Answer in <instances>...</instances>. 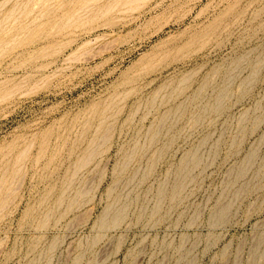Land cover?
<instances>
[{
  "label": "rangeland",
  "instance_id": "1",
  "mask_svg": "<svg viewBox=\"0 0 264 264\" xmlns=\"http://www.w3.org/2000/svg\"><path fill=\"white\" fill-rule=\"evenodd\" d=\"M21 1L0 0L20 7L0 29V264H264V0H136L91 25L112 0ZM46 9L86 18L4 43ZM116 196L124 220L99 227Z\"/></svg>",
  "mask_w": 264,
  "mask_h": 264
},
{
  "label": "bare ground",
  "instance_id": "2",
  "mask_svg": "<svg viewBox=\"0 0 264 264\" xmlns=\"http://www.w3.org/2000/svg\"><path fill=\"white\" fill-rule=\"evenodd\" d=\"M21 1V0H20ZM52 1V0H51ZM89 1V0H88ZM92 1V0H91ZM109 1V0H108ZM138 1V0H137ZM136 0H112L111 1V3H110V1H109V5H106L105 7H104V5L103 6H101V8H96L94 11H93V13H95V15L93 14V15H88L87 16V21H89V23H90V25L92 24L90 21H94L95 19L97 20V18H99V17H106L107 15L106 14H108V13H110V12H119V11H128V10H131V8H129L132 4H134L135 2H137ZM18 2V1H17ZM25 2V1H24ZM27 2H29V0L27 1ZM34 2L35 1H33V3L32 4H34ZM46 2V1H45ZM98 2V1H97ZM1 3V2H0ZM3 3V2H2ZM19 3V2H18ZM21 3H22V1H21ZM21 3L19 4V6L21 5ZM87 3V2H86ZM88 4V3H87ZM1 5V4H0ZM16 5V4H15ZM86 5V4H85ZM97 5V4H96ZM102 5V4H101ZM5 6V5H4ZM25 7H24V11L23 12H25V14H30L31 13V10H29L27 7H26V3H25V5H24ZM42 6V5H41ZM60 6V5H59ZM58 6V7H59ZM139 6V5H138ZM137 6V7H138ZM15 7V6H14ZM14 7H12V9L8 12V14H6L3 18H1L0 19V22L2 23V28H0L1 30H5V29H8L9 27H11V26H9L8 28H6L7 27V23L9 22V20L10 19H12V17H13V15H15L14 13L16 12V11H18L19 9H20V7L18 8V5H16V7L15 8H18V10L17 9H15ZM61 7H62V5H61ZM71 7V6H70ZM86 7V6H85ZM90 7V6H89ZM89 7L87 6V8L89 9ZM99 7V6H98ZM44 8V7H43ZM63 8H64V5H63ZM135 8V7H134ZM133 8V9H134ZM0 9H2V8H0ZM51 9V8H50ZM61 9V8H60ZM59 9V10H60ZM72 9V8H71ZM78 10L80 9V8H77ZM76 9V10H77ZM92 9V8H91ZM94 9V8H93ZM98 9V10H97ZM33 10H34V8H33ZM75 10V9H74ZM77 10V11H78ZM81 11H82V9H80ZM79 10V11H80ZM86 10V8H84V11ZM20 11H22V10H20ZM19 11V14L21 13ZM52 11H53V9H52ZM71 11V10H70ZM69 11V12H70ZM77 11L76 12H73L74 14L72 15L73 17L75 16V13L77 14ZM78 11V12H79ZM80 11V12H81ZM88 12L90 11H92V10H87ZM22 12V13H23ZM59 12V11H58ZM63 12V11H62ZM68 12V11H67ZM67 12H65V13H67ZM87 12V14H90V12L88 13ZM1 13V12H0ZM21 13V14H22ZM53 13V12H52ZM84 13V12H83ZM86 13V12H85ZM18 14V13H17ZM20 14V16H22ZM48 14H50V10H40V11H38L37 13H35V15H32V18L30 19L31 21H29L28 20V24L26 25V26H24V27H18V29L14 32V35H11V37H10V39L7 41V39H6V41H4V43H7V44H9V43H16L17 42V40H18V37H19V35L20 34H27V33H29V32H32L33 30H40V32H39V34H38V36H36V38L34 39V40H31L30 41V43L31 44H34V43H36V44H38V43H47V42H52V40L54 39V38H56V37H58V36H60V35H62V34H64V36H65V33H64V29L65 28H69V26H74V24H75V22H77L80 18H81V16L78 18V16L79 15H81L80 13L79 14H77L78 16H77V18L75 17V18H73L72 16H69L70 18H66L67 19V21H62L61 22V24H56V23H53V24H49V22L47 23L48 24V30H44V28H42V29H39V28H41V26L42 25H44L43 23H44V21H42V22H40L41 20H43V17H45L46 15H48ZM70 15H71V13H69ZM99 14V15H98ZM17 16V15H16ZM57 16V15H56ZM65 16V15H64ZM66 16H68V13H67V15ZM85 16V15H84ZM23 17V16H22ZM51 17V16H50ZM54 17H55V15H54ZM59 17V16H58ZM63 17V16H62ZM72 17V18H71ZM14 18H15V20H13V22H15V21H17L18 20V17L16 18L15 16H14ZM49 18V17H48ZM82 18H84V17H82ZM81 18V19H82ZM86 18V17H85ZM85 18H84V20H85ZM20 19V18H19ZM54 19V18H53ZM55 19H56V17H55ZM60 19H61V17H60ZM48 20V19H47ZM54 21V20H53ZM56 21H58V20H56ZM60 21V20H59ZM82 21H83V19H82ZM87 21H86V23H87ZM12 22V23H13ZM47 22V21H46ZM79 22V21H78ZM77 22V23H78ZM80 22H81V20H80ZM24 23V22H23ZM82 23V22H81ZM19 24H20V22H19ZM47 24L46 25H44L45 27L47 26ZM83 24V23H82ZM17 26V25H16ZM43 27V26H42ZM76 27H78V26H76ZM80 27V26H79ZM38 28V29H37ZM12 29V28H11ZM72 29H74V28H72ZM10 30V29H9ZM67 30V29H66ZM213 31V30H212ZM10 32H11V30H10ZM70 32V31H69ZM69 32H67V33H69ZM72 32V31H71ZM8 33V32H7ZM34 33V32H33ZM5 34V33H4ZM71 34V33H70ZM29 35V34H28ZM31 35V34H30ZM23 36V35H22ZM25 37V36H24ZM24 40L23 41H27L25 38H23ZM33 39V38H32ZM60 39V38H59ZM96 39V38H95ZM30 40V39H29ZM28 40V41H29ZM22 41V37H21V41L20 42H23ZM27 41V42H28ZM58 41H60V40H58ZM197 42V41H196ZM17 43H19V42H17ZM55 42H53V44H54ZM60 43H61V41H60ZM23 44H25V43H23ZM52 44V43H51ZM4 45H6V44H4ZM17 45V44H16ZM15 45V46H16ZM48 45V44H47ZM50 45V44H49ZM55 45L56 46H58L57 45V42L55 43ZM54 45V46H55ZM61 45H62V43H61ZM61 45H59L60 47H62ZM11 46V45H10ZM28 46V45H27ZM42 46V48H43V45H41ZM45 46H46V44H45ZM44 46V47H45ZM55 46V47H56ZM58 46V47H59ZM53 47V46H52ZM38 48H40V46L38 47ZM41 48V49H42ZM48 48H49V46H48ZM51 48V47H50ZM5 49V48H4ZM36 49V48H35ZM54 49V47L52 48V50ZM37 50V49H36ZM45 50H47V49H45ZM58 49H55V52L57 51ZM43 51V50H42ZM36 53L38 52V51H35ZM30 53V52H29ZM48 53V52H47ZM39 54H41V53H39ZM37 56V55H36ZM39 56V55H38ZM41 57V56H40ZM36 58V57H35ZM39 58V57H38ZM44 58V57H43ZM244 60V59H243ZM235 67V66H234ZM231 74V73H230ZM254 74V73H253ZM191 75V74H190ZM255 75V74H254ZM188 76V75H187ZM252 77H253V75H252ZM225 78V77H224ZM248 78V77H247ZM246 78V79H247ZM250 78V77H249ZM227 79V78H226ZM253 79H255V78H253ZM252 79V80H253ZM229 80H230V78H229ZM227 82H228V79L226 80ZM243 81V80H242ZM183 82V81H182ZM225 82V81H224ZM227 82H225V84L227 83ZM246 83H248V81L246 82ZM245 83V84H246ZM254 83V82H253ZM210 84V83H209ZM243 84V83H242ZM228 85V84H227ZM244 85V84H243ZM248 85H250V84H248ZM209 86V85H208ZM220 86V85H219ZM246 86V85H245ZM253 86V85H252ZM242 88H243V86H242ZM220 89V88H219ZM246 89V88H245ZM243 91V90H242ZM218 92H220V94L221 95H223V94H225L224 92H225V87L224 88H221L220 89V91H218ZM176 93V92H175ZM247 93V92H246ZM246 93H244V94H246ZM108 101V100H107ZM117 101V100H116ZM220 102V101H219ZM215 105H217V104H215ZM209 106V105H208ZM183 107V106H182ZM184 108V107H183ZM204 109V108H203ZM222 109V108H221ZM174 110V109H173ZM212 110H216V109H212ZM170 111V110H169ZM196 111V110H195ZM197 112V111H196ZM100 113V112H99ZM172 113V112H171ZM215 113V112H214ZM170 114V113H169ZM173 115V114H172ZM168 116V115H167ZM161 118V117H160ZM201 118V117H200ZM161 122V121H160ZM102 124H104V123H102ZM105 126V125H104ZM110 126V125H109ZM101 127V126H100ZM98 128V127H97ZM103 129V128H102ZM99 130V129H98ZM106 132V131H105ZM153 132V131H152ZM95 133V132H94ZM98 133H100V132H98ZM82 134V133H81ZM85 134V133H84ZM102 134V133H101ZM100 135V134H99ZM87 136V135H86ZM85 136V137H86ZM82 137V136H81ZM91 137V136H90ZM95 137V136H94ZM102 137V136H101ZM156 137V134H154L153 133V135H152V137H150L149 139H150V141H153L154 140V138ZM100 138V137H99ZM84 139V138H83ZM90 139V138H89ZM103 139V138H102ZM93 141H94V139H92ZM78 141H80V140H78ZM87 141V140H86ZM90 141V140H89ZM149 141V142H150ZM237 141V140H236ZM78 143V142H77ZM76 143V144H77ZM91 145H93V142L91 141ZM152 143V142H151ZM89 144V143H88ZM87 144V145H88ZM90 145V144H89ZM91 145L90 146H88V148L84 151V153H83V155H82V157L79 159V162L77 163L76 161H75V163H76V165L78 164V166H79V168H81L83 165H85V163L88 161V159H89V157L91 156H94V155H92V147H91ZM147 145V144H146ZM150 145V144H149ZM147 147V146H146ZM60 148V147H59ZM94 148V147H93ZM44 149V148H43ZM96 149V148H95ZM71 150H72V148H71ZM134 152H136V151H134ZM140 152V151H139ZM193 152H195V151H193ZM192 152V153H193ZM189 153V154H191V155H188L189 157H187L181 164H180V166L178 167V169H177V171L175 170V179H174V183H173V185H171L172 187H170L171 189H170V191L169 192H167V194H166V196L168 197V198H170L171 200L172 199H175V198H177V196L180 194V192H181V190H182V188H183V186H184V183H185V180L187 179V176L189 175L190 176V174H189V172H190V170L191 169H193V168H195L196 167V165L198 164V160H197V158H196V155H195V153H197V152H195V153ZM94 154V153H93ZM160 154V153H159ZM21 155H22V153H21ZM96 155H97V153H96ZM197 156L199 157V155L197 154ZM80 157V156H79ZM132 157H133V152L132 153H129L126 157H125V159L123 160L124 162L121 164V167H120V169H119V172H121L124 168H125V166H126V164L132 159ZM153 157V156H152ZM251 157H252V155L247 159V157H246V159H247V161H246V164L247 163H250L251 162ZM184 158V157H183ZM92 159V158H91ZM201 160V159H200ZM90 162V161H89ZM88 163V162H87ZM244 162H242V164H243ZM131 164V163H130ZM120 165V164H119ZM81 166V167H80ZM86 167V166H85ZM82 169V168H81ZM132 169V168H131ZM71 170V169H70ZM130 170V169H129ZM1 172H3V171H1ZM14 172V171H13ZM245 172V171H244ZM239 173H241V171L239 172ZM66 174V173H65ZM67 175V174H66ZM127 175V174H126ZM6 176V175H5ZM70 177V176H69ZM1 179V178H0ZM3 179H5V178H3ZM6 180V179H5ZM4 180V181H5ZM17 181V180H16ZM3 182V181H2ZM70 182V181H69ZM71 183V182H70ZM66 184V183H65ZM79 185V184H78ZM2 185H0V187H1ZM4 186V185H3ZM72 186V185H71ZM65 187V186H64ZM67 187H69L68 185H67ZM184 187H186V186H184ZM1 189V188H0ZM55 189V188H54ZM77 189V188H76ZM80 189V188H79ZM164 189V188H163ZM52 190H53V188H52ZM79 191V190H78ZM80 191H82V190H80ZM164 191H165V189H164ZM166 192V191H165ZM164 192V193H165ZM61 193H63V192H61ZM65 193V192H64ZM70 193H71V191H70ZM75 193V192H74ZM6 194V193H5ZM10 194V193H9ZM73 194V193H72ZM79 194H81V193H79ZM7 195V194H6ZM163 192H162V190L160 189V192H159V199H161L162 197H163ZM62 198H61V197ZM60 196H58V201H55V202H57V208H58V205L59 204H61V202H62V199H64V198H67V197H63L62 196V194H60ZM165 196V195H164ZM51 197V196H50ZM5 198V197H4ZM57 198V197H56ZM69 198V197H68ZM119 196H116L115 198H114V200H113V205L111 206L110 205V207L107 209V210H105V214H103V216H102V218H101V220L98 222V226L99 227H101V228H113V227H116V226H118V224L121 222V221H123L124 219V215H125V211H126V206L125 205H120V204H118V202H119ZM70 199V198H69ZM41 200H43V199H41ZM162 200V199H161ZM160 200V201H161ZM0 201H2V200H0ZM5 201V200H4ZM9 201V200H8ZM44 201V200H43ZM3 202V201H2ZM1 202V204L0 205H2L3 203ZM40 202H42V201H40ZM54 202V201H53ZM74 202V201H73ZM159 202V201H158ZM48 205V204H47ZM65 206H66V204H64ZM72 205V204H71ZM71 205L69 206V207H71ZM61 206V205H60ZM52 207V206H51ZM53 208V207H52ZM157 208V207H156ZM0 209H1V207H0ZM50 209V208H49ZM2 210V209H1ZM158 210H156V212H157ZM50 212V211H49ZM59 212V211H58ZM63 212H65V211H63ZM226 212V210H223L222 209V211H220L219 212V214L214 218V220H213V223H215V224H220V223H222L223 221H224V219H225V213ZM41 213V212H40ZM39 213V214H40ZM2 214V213H1ZM35 214V213H34ZM42 214V213H41ZM47 214V213H46ZM50 214V213H49ZM60 214V213H59ZM45 215V214H44ZM52 215V214H51ZM32 216V215H31ZM36 216V215H35ZM43 216V215H42ZM46 216V215H45ZM60 216V215H59ZM47 217V216H46ZM45 217V218H46ZM49 217V216H48ZM42 219V218H41ZM47 219V218H46ZM50 220V219H49ZM44 221V220H43ZM42 221V224L45 222H43ZM46 223V222H45ZM40 226V225H39ZM43 227V226H42Z\"/></svg>",
  "mask_w": 264,
  "mask_h": 264
}]
</instances>
